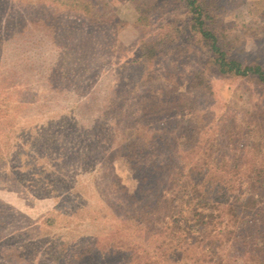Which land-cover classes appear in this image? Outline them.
<instances>
[{
    "label": "rangeland",
    "instance_id": "rangeland-1",
    "mask_svg": "<svg viewBox=\"0 0 264 264\" xmlns=\"http://www.w3.org/2000/svg\"><path fill=\"white\" fill-rule=\"evenodd\" d=\"M72 1L79 9L60 13L55 0H0V264H130L141 248L182 264L188 252L172 245L185 233L166 227L178 210L191 224L192 205L165 202L150 232L138 217L124 225L151 202L123 189L136 192L152 154L169 176V157L222 175L240 166L241 179L222 181L224 200L250 174L258 222L235 228L221 264H264V83L218 72L184 0H102L88 17ZM200 2L228 58L264 67V0ZM164 174L159 189L172 196ZM193 226L182 244L202 233Z\"/></svg>",
    "mask_w": 264,
    "mask_h": 264
},
{
    "label": "trees",
    "instance_id": "trees-1",
    "mask_svg": "<svg viewBox=\"0 0 264 264\" xmlns=\"http://www.w3.org/2000/svg\"><path fill=\"white\" fill-rule=\"evenodd\" d=\"M55 1L59 3L62 2L61 0ZM97 1L103 3L102 0H91V4L86 0H80L82 3V5L80 4V9L85 10L87 17L94 12H100L93 8L96 6L95 3H97ZM72 2V0H64L62 4L66 5L67 8L66 10H60L58 12L63 13L79 9L78 3L76 7H73L71 5ZM184 3H186V6L189 7V11L192 13L191 21H193L192 25L194 30H196V32L200 35L199 37L202 38L204 43L212 52L210 61L218 72L231 73L241 76L251 73V75H254L259 82L264 83V67L259 64L242 65L240 61L228 58L226 52L220 44L218 35L207 26V19L209 17L208 11L204 8L200 0H184ZM155 42H143L144 51L146 53L148 51L153 52L155 50V45L157 44V42ZM133 144V146L131 145L133 147L131 148L133 154L130 153V157H132L134 161V156L139 153V150H137L138 147L137 144H135V141ZM152 156L153 154L150 156V159H146L147 161L145 164L150 167L146 173L144 172L145 174L142 172L143 175L139 178V184L136 188V192H128L126 187L123 190L132 200H135L138 197L139 200L137 203L140 201H145V204H147V201H154L153 204L158 203V209L154 210L151 202L146 206L142 204L138 208L134 209L135 215L134 212L127 213L125 217L126 221L123 220L124 225L127 227L130 226L131 223L129 221L135 220V217H138L140 222L138 229H144L145 231L150 232L151 228H153V225L156 223V211L160 213L162 211L160 206H162L165 202L170 205V208H175V201H177L175 198L177 199L178 197L189 206L192 205V216H195L194 221L191 224L183 225L186 224V221L181 212L178 210L177 213L174 212V214H171L172 216L169 221V226L166 225V228L172 230V234L175 233L173 226H176V231L185 233L182 234L183 236L179 232V236L174 235L175 243L172 245V247L176 250L184 249L185 252H188V255L185 254L186 257L184 260H181L183 261L182 264H190V262L191 264H200L199 261L201 257H205L207 261H211L213 264L223 263L222 249L225 240L230 237L229 240L233 238L235 240L233 245L238 243L240 236H238L237 233L241 232L240 235L243 234V231L241 230L244 228L243 224L245 223L246 218L254 222L252 226L257 225V216L259 213L256 208H254L256 201L252 191L260 188H258V186H256L257 188L255 187L256 182L252 180V183L250 178H248L250 177V174H247L245 178H247L249 184L247 183V186L243 189L246 190H240L241 192L238 191L236 194L234 193L229 195L224 200L225 195L221 188L223 185L222 181H224V183L234 181V177H239V179H241L239 171L240 166L231 164V170H224L223 172L225 175H222L217 171V169H215L216 167H211V164L208 162H199L198 164L195 162L193 163L194 165L187 166V163L183 162L182 159L179 160V158H177V160H174L173 157L172 159L169 157V161L172 163L171 166H173L174 169H177L172 176H169V169L162 170L163 167L161 166L160 159L158 158L159 160H154ZM234 168H238L239 170ZM163 171L166 173L167 179H172L169 183V188L167 187V190H169V193L172 196L164 197L165 192L159 189V185L161 183L160 179L161 177L164 178L165 175L164 173H161ZM175 177H182L181 184L176 182L177 180ZM256 181H258V183L264 181V175H258ZM248 186L250 188L253 187L251 188V191ZM258 193L261 194L260 191ZM242 211L245 212V214L240 218L239 215ZM52 220H56L55 215L48 217V222H52ZM261 223H264V218L261 219ZM193 224H195L197 228L202 231V233L199 236H192L191 240H188L187 238V241L182 244L183 239H185L184 237L194 235L192 234V229L194 228ZM209 225L211 226L210 229ZM236 227L238 232L235 230ZM124 232L125 233H123L122 237H126L125 235L127 231L125 230ZM153 238V235H151L148 241L153 240ZM231 241L232 240H230V242ZM248 243H252L253 247L258 246V241L251 242L246 239L244 241V245L247 246ZM250 245L251 244H249V246ZM230 246L232 245L229 244V247ZM189 248H197V250L191 251L192 255H189V253H191ZM257 250L258 248H255V251ZM156 255H158V253H154V255L151 256L150 252L145 248H141L140 251L135 250L133 252V260L129 259L131 260L130 264H164V261H168L166 264L179 263V260H175L172 256L163 259L157 257ZM232 261L235 262V260Z\"/></svg>",
    "mask_w": 264,
    "mask_h": 264
}]
</instances>
